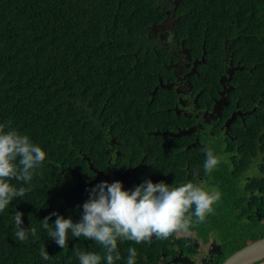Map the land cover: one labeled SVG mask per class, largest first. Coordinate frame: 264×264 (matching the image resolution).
<instances>
[{"label": "trees", "instance_id": "16d2710c", "mask_svg": "<svg viewBox=\"0 0 264 264\" xmlns=\"http://www.w3.org/2000/svg\"><path fill=\"white\" fill-rule=\"evenodd\" d=\"M174 2L0 0V124L11 121L47 154L30 185L12 181L31 190L0 213V264H79L74 249L103 254L94 240L70 230L61 248L41 222L53 212L80 221L91 189L103 181L90 186L77 174L93 176L90 165L107 173L108 138L135 155L152 141L145 136L160 124L147 122L142 98L158 62L148 37L168 10L178 18L176 39L197 57L207 52L212 65L199 68L200 78L217 80L227 42L234 63L257 64V86L264 91V0ZM17 211L22 228L37 230L25 242L14 236ZM56 218L49 219L50 228ZM144 244L118 241L121 260L115 264H126L130 247L137 249L136 264H145ZM44 246L49 260L40 256Z\"/></svg>", "mask_w": 264, "mask_h": 264}, {"label": "flooded vegetation", "instance_id": "af4514ba", "mask_svg": "<svg viewBox=\"0 0 264 264\" xmlns=\"http://www.w3.org/2000/svg\"><path fill=\"white\" fill-rule=\"evenodd\" d=\"M176 20L170 11L148 37L158 62L142 98L149 109L147 122L156 119L160 124L150 131L151 138L145 136L152 141L135 155L116 149L121 142L108 138L107 173L90 165L93 176L86 175V180L90 186L100 180L121 181L126 191L145 180L173 186L191 181L217 188L221 198L204 222L187 233L153 238L141 255L145 264H223L264 238V91L257 86V64L247 66L239 59L234 63L227 42L217 80L200 78L204 73L199 68L212 64L205 50L197 57L174 39ZM181 131L190 133L174 136ZM124 139L131 143L134 137ZM209 147L220 163L205 173ZM255 264H264V259Z\"/></svg>", "mask_w": 264, "mask_h": 264}, {"label": "clouds", "instance_id": "9594fccd", "mask_svg": "<svg viewBox=\"0 0 264 264\" xmlns=\"http://www.w3.org/2000/svg\"><path fill=\"white\" fill-rule=\"evenodd\" d=\"M177 1L175 0L174 4ZM170 11L166 12V17ZM177 23L178 18L175 25ZM173 30L176 39L175 26ZM182 44L184 43L181 42ZM6 127L10 130L5 131ZM205 153L203 169L205 173H210L220 163V157L210 147L205 149ZM46 155L29 136L12 129L11 121L0 124V213L5 211L14 198H22L31 190L30 187H17L12 181L30 185ZM220 198L221 193L217 188L199 182L189 181L173 186L164 181L153 183L151 180H145L134 190L126 191L123 190L121 181L111 184L103 181L91 189L89 199L83 204V214L79 222H74L71 217L65 219L64 216L53 212L44 218L41 226L63 249L68 246L69 230L73 237L92 239L101 246L102 255L74 249L79 264H102V260H106V264H115L121 260L118 241L150 244L153 238L167 239L173 234L187 233L191 227L204 222L207 215L215 211L214 205ZM22 215L19 211L14 215V236L20 242H25L29 235L35 237L37 230L35 227L22 228ZM53 215L57 217L54 229L49 227V219ZM128 252L126 264H136L137 249L130 247ZM40 256L44 260L51 258L45 246L41 248Z\"/></svg>", "mask_w": 264, "mask_h": 264}, {"label": "water", "instance_id": "95a60500", "mask_svg": "<svg viewBox=\"0 0 264 264\" xmlns=\"http://www.w3.org/2000/svg\"><path fill=\"white\" fill-rule=\"evenodd\" d=\"M190 131H181L174 136L189 134ZM89 161V159H86ZM96 173V171H94ZM79 178L86 179L85 175L77 174ZM264 259V238L248 245L230 255L223 264H255Z\"/></svg>", "mask_w": 264, "mask_h": 264}, {"label": "rangeland", "instance_id": "374dc122", "mask_svg": "<svg viewBox=\"0 0 264 264\" xmlns=\"http://www.w3.org/2000/svg\"><path fill=\"white\" fill-rule=\"evenodd\" d=\"M186 47V46H185ZM188 48V47H187Z\"/></svg>", "mask_w": 264, "mask_h": 264}]
</instances>
